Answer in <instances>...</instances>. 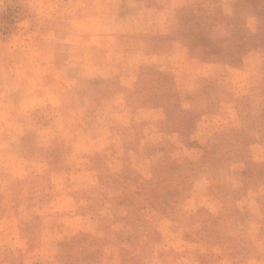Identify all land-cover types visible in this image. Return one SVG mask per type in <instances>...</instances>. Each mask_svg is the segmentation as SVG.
Segmentation results:
<instances>
[{
    "label": "rangeland",
    "instance_id": "374dc122",
    "mask_svg": "<svg viewBox=\"0 0 264 264\" xmlns=\"http://www.w3.org/2000/svg\"><path fill=\"white\" fill-rule=\"evenodd\" d=\"M0 264H264V0H0Z\"/></svg>",
    "mask_w": 264,
    "mask_h": 264
},
{
    "label": "trees",
    "instance_id": "16d2710c",
    "mask_svg": "<svg viewBox=\"0 0 264 264\" xmlns=\"http://www.w3.org/2000/svg\"><path fill=\"white\" fill-rule=\"evenodd\" d=\"M207 43V40L206 39H202V44H205Z\"/></svg>",
    "mask_w": 264,
    "mask_h": 264
}]
</instances>
